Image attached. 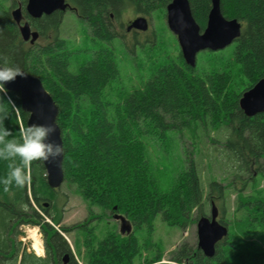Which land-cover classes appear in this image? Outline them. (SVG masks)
<instances>
[{"label":"trees","instance_id":"1","mask_svg":"<svg viewBox=\"0 0 264 264\" xmlns=\"http://www.w3.org/2000/svg\"><path fill=\"white\" fill-rule=\"evenodd\" d=\"M173 1L68 0V11L81 26L83 38L90 41L89 47L66 36L65 13L33 19L26 12L29 0H11L9 7L0 3V58L39 78L53 97L64 142V184L83 199L88 211L85 220L62 226L68 195L49 186L43 160L33 161L31 182L23 188L13 183L5 191L0 182V264H17L20 256V264H64L66 255L67 264H80L65 233L77 234L75 248L80 254L85 249L86 264H134L142 247L133 231L126 236L110 232L98 239L96 227L101 222L119 213L135 228L151 232L160 215L171 225L186 229L202 217L211 218L213 207L218 210V222L228 229L234 212L236 220L244 223L237 232L229 229L212 258L197 243L183 241L170 252L169 262L161 263L164 252L157 250L146 264H264V190L260 188L264 182V113L248 117L240 107L243 95L264 79V0H220L223 15L239 20L242 32L225 50L201 53V61L204 57L205 62L210 61V72L201 74L198 66L191 68L180 52L175 60L153 68L142 86L128 90L119 81L115 42L125 44L129 54L135 53L142 44L137 35L147 33L135 31L133 40L127 42L117 24L122 25L128 9L142 17L158 12L166 18L167 6ZM212 1L189 0L202 30ZM18 7L23 11L22 24L29 23L40 34L34 44L23 40L13 18ZM147 43L154 40L147 39ZM3 64L0 59V66ZM234 70L241 78L238 90L231 85ZM6 92L19 111L0 92L8 114L3 126L19 140L29 115L21 108L20 95ZM185 130L192 134L193 150L181 146L183 171L168 192L160 191L149 141L153 137L165 144L170 134L182 138ZM198 130L210 139V132L223 136L215 142L221 143L226 162L235 170L227 183L211 179L204 185L194 158ZM8 163L0 160V181L7 176ZM229 192L237 195L232 206ZM46 219L60 226L63 234ZM26 225L40 228L45 258L29 254L19 240L20 227ZM151 243V239L143 241L144 248H152Z\"/></svg>","mask_w":264,"mask_h":264},{"label":"rangeland","instance_id":"2","mask_svg":"<svg viewBox=\"0 0 264 264\" xmlns=\"http://www.w3.org/2000/svg\"><path fill=\"white\" fill-rule=\"evenodd\" d=\"M0 3L5 7H9L11 0H0ZM142 17L138 16L133 9H128L123 13L122 25L117 24L116 28L121 35L125 37V41L131 42L135 37L133 33L127 31L128 26L136 18ZM149 21V29L146 35L141 33L137 35L141 41L135 53H128L124 50L125 44L120 41L115 42V49L118 54L119 64H120V77L119 81L121 85L126 87L128 90H133L136 87L142 86V84L147 81L150 77L153 68H157L159 64H163L166 60H175L180 53V46L178 43V38L169 29L167 24V17L165 18L162 14L156 12L151 17H146ZM81 26L78 25L76 19L70 11L65 13V23L63 26V31H67L66 36L75 38L79 44L85 47L91 45L90 41L84 39L81 35ZM78 30V33L75 31ZM147 39L154 40V43H147ZM82 41V43H81ZM202 54L198 55L197 66L198 72L205 74L210 72L209 63L207 60L205 62V57L201 61ZM231 85L234 89H240L241 78L234 70L232 72ZM116 84L113 86L115 88ZM111 88L109 91H112ZM207 133V131H206ZM184 137L180 138L177 134H170V140L164 144L163 141L157 142L152 139L149 141V150L152 159L154 160L158 170V188L160 191L168 192L174 185L176 177L183 171L184 168V151H182L181 146L188 147L189 151L193 150L191 143L193 142L192 134L187 130L184 131ZM196 144L195 146V160L198 163L199 169L202 173V179L205 186L209 183L211 179H217L218 181H223L227 183L226 179L232 177L235 170H233L230 165L231 163L226 162V158L222 151L221 143H216L217 140H222V135L220 132L212 133L210 132L211 139L208 138L205 133L201 130L197 131ZM182 144H181V143ZM240 186V182H238ZM241 187V186H240ZM260 188L264 190V182L261 183ZM250 191V188L248 189ZM247 191V192H248ZM61 192L68 195V201L64 206V220L62 226H72L86 219L88 211L86 204L83 199L78 195L69 191L68 186L64 183L61 187ZM228 203L232 206L234 204L237 195L234 192H229ZM233 211V209H232ZM109 214V213H108ZM126 217V216H125ZM127 218V217H126ZM47 220V219H46ZM231 228H236L235 231L242 227L243 221H237L235 212L229 216ZM218 221V220H217ZM53 226L51 220H47ZM94 224V223H93ZM147 227V226H145ZM32 229H37L40 235L41 242H43L44 253L43 256H38L32 248V241L29 238V231ZM55 229L62 232L60 226H55ZM250 229V228H249ZM20 230L23 232L19 240L23 242V246L26 248L29 254H34L38 258H45V242L43 239V234L38 226L26 225L21 226ZM132 236H135L140 240L141 254L138 253L134 258V264H146V260L152 258L157 250L164 252V258L161 263L169 262L170 252L176 249L183 241H188L192 244H198V234L197 225L193 224L186 229H180L176 225H171L163 219L160 215L156 217L152 223L151 232L147 228L138 229L133 226ZM110 232H119L120 234V222H117L113 217L111 219L107 218L101 222L98 227H96V234L98 239L104 238ZM63 234V232H62ZM67 241L69 242L75 258L80 264H86L85 249L81 248V254L77 252L75 248L76 244V233H65L63 234ZM121 236H126L121 234ZM148 239L152 240V248L146 250L143 245V241ZM257 243H261L259 239H256ZM21 263L20 260L17 264Z\"/></svg>","mask_w":264,"mask_h":264},{"label":"water","instance_id":"3","mask_svg":"<svg viewBox=\"0 0 264 264\" xmlns=\"http://www.w3.org/2000/svg\"><path fill=\"white\" fill-rule=\"evenodd\" d=\"M70 8L71 5L68 0H29L26 12L31 18L40 19L56 12L65 13ZM166 10L168 27L177 36L184 61L191 68L197 66L199 53L225 50L241 36V22L237 19L229 20L223 15L220 0L212 1V9L204 30L195 20L189 0H174L167 6ZM12 15L20 25L23 40L31 44L37 42L40 38L39 32L33 31L29 23L22 24V8L18 7L13 10ZM148 29V19L138 17L128 26L127 31L146 32ZM23 72L26 78L17 77L14 82L8 83L4 87L8 91L20 95L21 108L29 115L27 126L55 125L56 132L49 139L62 144L64 148L62 130L57 122L59 117L58 106L39 78ZM240 107L248 117L264 113V79L243 95L240 100ZM63 162L64 153L58 159L43 160L48 174V184L53 189L61 188L64 183ZM116 209L117 207H115ZM218 214L217 208L213 207L211 218L202 217L197 224L198 247L209 258L215 255L217 244L227 237L229 232L228 227L217 221ZM114 218L120 221L121 234L129 235L132 233L133 226L124 215L117 213ZM68 261V255L64 256V264H67Z\"/></svg>","mask_w":264,"mask_h":264},{"label":"clouds","instance_id":"4","mask_svg":"<svg viewBox=\"0 0 264 264\" xmlns=\"http://www.w3.org/2000/svg\"><path fill=\"white\" fill-rule=\"evenodd\" d=\"M3 66H0V92L7 97V104H11L19 111L15 101L7 96L5 85L14 82L17 77H25V73L19 66H9L6 58ZM7 104L0 100V160L9 161L7 176L0 182L4 184V190L9 191L15 184L23 188L31 182L30 168L33 161H50L61 157L64 153L62 144L50 141V136L56 132L55 125H32L20 129V139L13 137L11 130L3 126L7 119ZM12 137L11 139H8ZM19 158V163H17Z\"/></svg>","mask_w":264,"mask_h":264},{"label":"bare ground","instance_id":"5","mask_svg":"<svg viewBox=\"0 0 264 264\" xmlns=\"http://www.w3.org/2000/svg\"><path fill=\"white\" fill-rule=\"evenodd\" d=\"M29 238L32 241V248L38 256H43V242H41L40 235L37 232V229H32L29 231Z\"/></svg>","mask_w":264,"mask_h":264},{"label":"flooded vegetation","instance_id":"6","mask_svg":"<svg viewBox=\"0 0 264 264\" xmlns=\"http://www.w3.org/2000/svg\"><path fill=\"white\" fill-rule=\"evenodd\" d=\"M137 32V31H136ZM130 33H135V31L134 30H132Z\"/></svg>","mask_w":264,"mask_h":264}]
</instances>
